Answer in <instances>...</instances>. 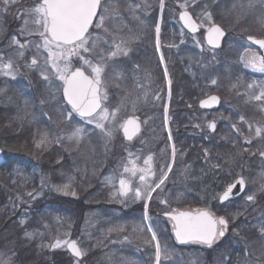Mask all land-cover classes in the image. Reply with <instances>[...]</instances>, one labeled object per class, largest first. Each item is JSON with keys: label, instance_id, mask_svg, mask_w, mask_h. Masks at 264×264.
I'll list each match as a JSON object with an SVG mask.
<instances>
[{"label": "rangeland", "instance_id": "obj_1", "mask_svg": "<svg viewBox=\"0 0 264 264\" xmlns=\"http://www.w3.org/2000/svg\"><path fill=\"white\" fill-rule=\"evenodd\" d=\"M37 2L38 0H16V2L9 4L7 11H4V5L2 2H0V19L4 30L7 29L10 35L11 33H16L13 36H15L20 41L25 40L21 37L22 35L19 37L17 36L21 33L19 27L13 32L10 31V28H15V26H20L21 28L23 11L26 8L34 6V4ZM187 2L188 0H164L165 6L163 9H161L160 0H150V3L153 4V8H151L153 9V20L151 27H154L153 29L151 28L150 31V44H148V46L145 48L132 50L128 57H120L119 60L123 61L122 64L118 62L110 70L107 76L109 83V98L105 103L106 106L109 107L110 111L117 107L120 108L116 116V119H118L116 122L117 130L113 132L111 140H106L100 133V130L94 128V125H88L83 120L75 116L74 117L77 119V121L74 122V127L67 134H69L77 126L84 127L86 129V133L79 143H76L75 141H68L65 138L66 135L64 136L63 133L61 134L60 130H58L57 126L54 124L51 125V128L38 125L39 127L34 133L36 137L34 136L28 140H23V144L25 143L28 146H35V149L33 147H31V149L30 147H26V150H31L30 155H32L33 160H25L28 165H34V168L32 170H26L22 168L17 169V171H11V173H0V190H3L0 193V203L7 200L8 196H10L11 198L9 197V200L12 210H15L14 208L17 210L19 208V204H24L25 210L21 216L24 215L23 218H25L29 216V213L26 211L33 201L32 198L27 195V193H36L37 198V196L41 194L40 191H42L46 196H44L42 199L43 205H40V208L36 206V208H39V210L36 213L34 211L33 215L27 218L28 222L24 223L22 220H18L16 221L17 224L26 226L31 221L35 220L29 225H35L38 228L45 229L49 245L55 243L57 239L61 241L74 239L81 247L77 238L69 237L71 235H75L80 236L81 239L84 238L87 240L85 247L88 252L92 250L94 245L101 247V240L99 239H97V242L92 243V247L88 244L89 223L87 222L88 212L85 206L86 170H92L96 176L103 166L108 167V177L112 176L114 179L117 178V172H119V169H121L119 168L121 162H123L121 165V167H123L125 164H128L129 160H132V156H134L135 153L134 144H136L135 141H133L136 136L130 141L123 139L119 125L122 124L123 120L127 116L137 115L139 116L142 124V133L139 138L145 141V145L142 148L144 151H141L140 153L144 156H148L149 154L152 156H157L158 153L161 154L164 160L162 168L165 167V171L166 165L169 163H172L173 166L178 167L181 163H184L183 160L186 155L185 148L188 143L185 145L183 140L187 139V137L190 138V135H185L186 132H190L191 134L193 129L196 131L199 128L200 132L202 133L201 139H206L209 141L208 148L204 147L203 142L200 144L202 147V151L200 153L201 168L198 170V172L200 178L202 177L203 186L200 190H185L188 198V206L193 204H198L199 206L204 205L203 207H209L211 213L215 216H221L214 211V204L215 201H217V193L220 192L226 184L238 176L243 175L246 179L244 193L239 198H237V201L235 200L234 208L230 210L226 206L225 210H223L225 213L224 216L229 219V224L233 226L234 229V232H228V234L232 237V244L234 246L233 250L228 256L227 251L222 249L219 255H217L219 257L221 256V263L215 254L210 255L212 258H214L212 263L210 262L209 257L204 255L205 253H195V259L194 261L192 260L191 264H194L195 262L197 264L198 258L202 259L201 264H223L225 257L231 261V264H235L233 261H237L236 251L241 253L239 254L241 258L240 261H247L248 259L252 258L255 259V264H264V237H262L259 233L260 225L257 226L256 224H251V226H247L249 221L254 222L255 220L262 221V224H264V193L257 192V198L255 202H246V196L256 192L260 183L264 182V178L261 177V173L264 172V158L259 156V151L264 150V146H259L258 143L256 144L254 142L255 127L257 126L258 122H262L263 120L261 115L254 114V112L251 110L252 107L246 102L247 97L243 95L246 90L244 91L241 87V90L238 91L240 95L237 93L234 95L224 90L219 92V90H222L220 88L224 86L231 88L233 83L227 85L224 82L223 86V82H218L217 78L214 76L212 79H216L217 84L212 85L211 79H209L204 85L205 87H203L202 96L199 99L212 93L217 94L220 97V107L218 110L209 113L205 117L206 121L204 122L203 120L195 119L196 122L193 123V127H188L189 125L181 122V124H179L180 127L189 128L188 131L186 130L184 133H182V135L186 137L184 139L181 138V135H179L178 138H175L176 134L173 133L174 130H172V124H170V121L167 127H165L163 123V108L165 105L168 106L170 96L167 80L164 77V69L165 67L167 68V65L165 58L164 63L160 62V56L161 54L164 56V50H168V47H171V43L174 42V38L169 37L173 36L170 33V29L168 28L169 30L167 32L166 28L172 26L176 22L175 20H177V13L180 10H183L182 5L187 4ZM129 3L131 4L132 2L129 1ZM156 4L157 9L155 11ZM110 5L115 7L116 13L118 14L123 11L119 0H101V8L98 10V16L100 14H104L102 11L103 8L109 7ZM116 13L107 16L104 24V27L109 29L110 32L116 31L118 27L134 26L132 24H125L126 26H122L117 18ZM163 21H165L168 26L166 28L164 27L165 29L160 33L161 48L160 51H157L155 47V25L157 23L162 25L161 23ZM215 22L219 24L218 20ZM208 26L209 24L200 27V34L195 36V39H198V42L202 41V33L205 29H207ZM224 30L226 33L224 46L227 47L229 43L234 42L235 44H238L237 47H240V50L237 52V62L240 65L242 71L252 76L260 75L261 77L259 80L255 78L252 80L250 79L249 83H252L254 80L258 82L264 79V73L253 72L249 68H244L243 63L240 60V56L244 54L245 48H254L250 44L244 46L243 40L248 36V34L242 38L240 37V34L236 30L235 20L233 22H229L227 30L225 28ZM91 31H93L94 34L97 32H99L101 35L103 34L102 30H95L93 28ZM176 34L177 33H175V37ZM141 35L142 34H140V36ZM10 37L12 38V36ZM149 42L146 41V43ZM9 47L19 51L18 46L12 44L11 40L9 42ZM255 50L259 52L257 49ZM223 51L224 50L220 48L219 53L216 55L220 56L222 54V57ZM3 57L5 62L7 59H9L8 56L3 55ZM156 57L159 61L156 60ZM204 57L207 58V61L210 64V55L206 53ZM21 59L22 57H15V59L12 61L15 65H18V63L21 62ZM30 61L31 59L25 62L22 60V63L24 62L23 65L26 67ZM136 65H139L138 69L135 67ZM73 66H80L76 58H73ZM21 72V69L18 67V70L15 72V78L20 77L22 75ZM117 73H120V75L117 76ZM168 73L170 75L169 70ZM0 75L12 78L11 76H5L3 74ZM25 75H27V73H25ZM135 76L137 77L136 79ZM55 80L60 83L59 94L60 98L62 99L60 92L62 82L57 79ZM131 83L134 84L133 87L131 86ZM117 84L119 87H116ZM138 84L143 86V90L137 87ZM126 85L128 88H130L132 93L128 90V88L124 89ZM218 87H220L218 92L212 91V89L217 90ZM122 89L127 90V93L122 95ZM144 91H147L148 93L147 98L140 100L136 105V110L133 111L132 101L135 100L138 95L143 96ZM258 91L259 90L257 89V92ZM122 97L124 102L123 105H121L122 100H120ZM157 97H159V99H157ZM159 113L162 114V118L161 120L159 119L155 122L154 118H156ZM140 115L145 116L142 118ZM240 115L245 116V121H240ZM46 119H48V117H46ZM214 119L216 121V128L213 132H208L207 123ZM145 120L147 123H144ZM64 121L72 122V119L69 120L67 118V113L64 117ZM203 123L205 124V127L203 126ZM233 123L237 125V127L240 129V132H237L236 129L232 128ZM249 123L252 124L251 129H249ZM196 125H200V127H196ZM175 127H177V125ZM169 129L172 132V141L167 139ZM45 131H47L53 142L48 144L46 147L38 148L36 146V141L39 139V135ZM241 133L243 135H241ZM57 137L60 138V143L55 142V138ZM245 137H248L252 140L250 145L245 143ZM173 143L175 144L177 150V155L174 162L172 160L171 147ZM0 149L2 150L1 144ZM205 149H207L209 153L207 157L204 155ZM245 149H248V151H245ZM26 150L25 152L27 153ZM145 151H148L149 153ZM130 153L131 155H129ZM256 156H259V159L257 160L258 164H255L257 169L253 166L254 158ZM217 164L221 165V167L215 168V165ZM260 169L262 170L259 173ZM170 174L174 175L172 174V171ZM124 175H126L125 177L127 178H131L132 180L134 179V177H129V174ZM159 175L160 172L155 174V176L152 177V180H157ZM69 176L73 177L72 187L77 193L76 196H72L70 194L64 195L63 193L57 192L54 189L55 185L67 183V178ZM135 177V180H137L139 178V174ZM42 180L44 181L43 185L41 183ZM53 180H55V182H53ZM164 186L165 184L161 187V189H157V191L153 193V198L149 202L152 200L158 202V195L162 194V192H164L163 190H166ZM104 189L102 188L101 190ZM112 191L115 193L114 190ZM113 199L115 200L117 198L114 197ZM136 202L137 200L134 201V203ZM175 202L178 203L179 201ZM130 203L131 201H129V204ZM143 203V201H139L140 209L137 215L140 219L143 218ZM41 206L43 207L41 208ZM150 209L151 203H149V216L152 218L153 214L150 212ZM7 218L8 214L6 213L0 215V219L2 220ZM143 226L144 224L140 222V227ZM14 229L17 228H5L1 230L2 232L0 231V246H6L13 235L19 236L21 234H25V230H21L16 233ZM11 230H13V232H11ZM139 233L140 235L143 234L140 231ZM80 242L82 241L80 240ZM49 245L48 250L58 258H61L60 250L62 247L51 248ZM112 245L115 246V243ZM63 247L64 250L67 251L66 247ZM113 251L107 249L105 252H103V255L101 254V258L99 259V263L118 264L116 253ZM249 256L252 257L248 258ZM144 258L146 264H149V255H146ZM87 259V262H90V264L98 263V261H96L97 263H93V259L91 260L90 257ZM251 262L252 264L254 263L253 261Z\"/></svg>", "mask_w": 264, "mask_h": 264}, {"label": "snow or ice", "instance_id": "obj_2", "mask_svg": "<svg viewBox=\"0 0 264 264\" xmlns=\"http://www.w3.org/2000/svg\"><path fill=\"white\" fill-rule=\"evenodd\" d=\"M0 2L4 5V11H7L9 4L16 2V0H0ZM164 6V0H160L161 9ZM100 8L101 0H38L34 6L26 8L22 13L24 27L21 29V35L37 36L39 38V42L34 45L36 55L32 56L30 63L26 66L29 68H39L40 74L45 81H48L50 78V69L51 75L62 82L63 98L67 101V104L71 105V111L67 113V118L71 120L73 113H75L86 124L94 125L95 129H99L106 140H111L113 132L117 130L115 121L120 108L117 107L110 111L109 107L106 106L105 102L109 98V83L106 77L108 71L115 66L114 61L116 58L128 57L131 54L132 49L129 47V44L132 38L120 34L119 31L110 32L109 29L105 28L104 24L107 16L116 13V9L111 5L104 7L102 10L104 14L98 16V9ZM182 8L184 10L180 11L179 20L192 33L197 32L205 23L210 22L206 29L207 44L213 49L219 48L221 39L226 33L223 26L212 19V14L205 12L204 19L197 22L187 10V4L182 5ZM229 15L235 17V26L237 27L251 22L259 31L264 32V0H246V2L245 0H233ZM94 20L97 22L94 23ZM29 25L34 26L36 31H29ZM93 28L95 30H102L103 34L101 35L99 32L94 34L93 31H90ZM160 33V24L157 23L155 25V47L157 51H160L161 48ZM247 40L250 44L258 45L260 49H264V36L248 35ZM11 42L18 46V57H23V50L33 43L30 40H25L21 43L15 36L11 38ZM41 50L47 53L42 63L38 60ZM73 58L77 59L80 66H73ZM240 60L244 68H249L253 72L264 73V54L257 52L254 48H245V52L240 56ZM160 62L164 63L163 54L160 56ZM18 67L11 58L5 62L3 54H0V74L11 76L15 79V72L18 70ZM135 67L138 69L139 65ZM119 75L120 73H117V76ZM164 77L167 80L170 96L172 79L166 67L164 69ZM211 84L216 85L217 80L211 79ZM241 86L246 89L243 94L247 97L246 102H259L260 110L264 112V79L258 82L254 80L252 83H244L242 85L238 77L236 82L231 85L234 90H238ZM116 87H119V85L117 84ZM137 87L143 90L142 85L138 84ZM257 89L259 90L258 92ZM0 92H3V90L0 89ZM237 94L240 95L238 91ZM147 95V91H144L143 96L138 95L132 101L133 111L136 110V105L139 101L146 99ZM41 103L43 104L44 101L41 100ZM123 103L122 100L121 105ZM219 103L220 97L212 95L206 100L201 101V107H212ZM25 105H27V101H25ZM163 113V123L167 127L169 124V109L167 105L164 106ZM239 119L240 121H245V116L240 115ZM144 123H147V121ZM196 127H200V125H196ZM207 127L214 131L216 128L215 119L209 122ZM119 128L123 130L124 137L130 141L141 131V122L138 117L131 115L119 125ZM232 128L240 132L235 123L232 124ZM251 128L252 124L249 123V129ZM85 133L86 129L84 127L77 126L69 134H66L65 138L68 141L79 143ZM241 135L243 134L241 133ZM255 136L264 139V122L257 123ZM167 139L169 141L173 139L170 129ZM244 139L245 143L249 145L252 143L250 138L245 137ZM52 142L53 140L47 131H45L39 135L36 146L38 148L46 147ZM55 142L60 143V138H55ZM171 147L172 160L174 162L177 150L174 143ZM245 151H248V149H245ZM208 154V150L205 149V157ZM259 156L264 158V150L259 151ZM137 159L139 158L137 157ZM152 162L153 156L151 154L144 159L142 167L137 166L135 160H129L128 164L123 166V173L119 179V188L113 194L115 198H121V203H126V199L130 195L133 200L143 201L144 221H151L148 201L153 198V193L157 189H161L168 178V172L172 171V164L169 163L166 165L167 171L161 168L157 180H151L150 178L155 176ZM220 167L221 165L219 164L215 165V168ZM124 174H129V177H135L139 174L140 186L133 188L132 179L125 178ZM261 177L264 178V172L261 173ZM67 179V183L55 185V191L64 195L70 194L76 196L77 193L72 187L73 177L69 176ZM107 181L110 182L111 177L107 178ZM41 183L43 185L44 181L42 180ZM237 185H239L240 191H244L246 179L243 175L239 176L234 183H229L218 198L221 201L229 200ZM257 192L264 193V182L260 183L256 192L246 196V202H255ZM27 195L35 199L37 194L29 192ZM162 202L167 203V201ZM165 215L174 221L173 231L177 241L180 243L194 242L206 245L209 248L225 236L230 222L225 216L217 217L209 211L202 209L178 212L169 211L165 212ZM123 227V225H117L115 228L109 229V231H122ZM145 230L151 234L150 239L146 240L145 243L153 244L154 242V262L155 264H161L162 258L167 259L169 257L170 249L167 244H161L152 223L149 222L137 229L141 233L145 232ZM259 233L264 237V224L260 225ZM34 235L36 233L25 232V236L28 238ZM124 239L128 240V237L125 236ZM63 246H67L77 258L85 255L84 250L78 245L77 241L67 242L57 239L55 243L49 245L51 248ZM15 255L14 252L8 256L0 252V264H15ZM121 264H138V261L131 258H122ZM223 264H231V261L225 257ZM247 264H252V262L248 261Z\"/></svg>", "mask_w": 264, "mask_h": 264}, {"label": "trees", "instance_id": "obj_3", "mask_svg": "<svg viewBox=\"0 0 264 264\" xmlns=\"http://www.w3.org/2000/svg\"><path fill=\"white\" fill-rule=\"evenodd\" d=\"M232 4L233 0H188L187 9L198 22L204 19L205 12H210L212 14V19L214 21L218 20L219 24L227 30L229 22H233L235 20L233 15H229ZM155 7L156 11L157 4ZM175 21L176 22L169 27H167L168 25L165 21H163L160 28L162 31L167 27V32L170 29V33L173 36L169 37L174 38V42L171 43V47H168V50H164V58L167 69L169 70L170 78L172 79L171 95L168 104L169 121L170 124H172V130H174L173 133L176 134L175 138H178L179 135H181V138L184 139L186 137L183 136L182 133L186 130L188 131L189 128L180 127L179 124H181V122L189 125L188 127H190V125L196 122L195 119H200L204 122L206 121L205 117L211 113V111L200 109L197 106V102L202 96L203 87H205L204 85L209 79H212L215 76L218 82H223L224 86V82L227 85L235 83L238 77L240 78L242 85L244 83H249L250 79L252 80L255 78L259 80L261 77L252 76L242 71L237 62V52L240 50V47H237L238 44L232 42L225 47L224 42L226 37H224L220 46V48L224 50L223 56L221 57L222 54L217 56L216 54L219 53L220 48L211 49L207 47L204 42H202L203 40L198 43V39H195V36L199 35L200 31L197 34L191 35L182 29L177 20ZM209 23L210 22H207L206 24ZM18 27L20 30L24 27L23 16L21 28L20 26H15V28H10V31L13 32L17 30ZM151 28L153 29L154 27ZM236 30L240 34L241 38L246 36V34L256 36L264 35V32L259 31L256 26L251 24V22L241 24L239 27L236 26ZM29 31L35 32L36 28L29 25ZM175 33H177L176 37ZM14 34L16 33H11L10 35L7 29L4 30L0 19V54L8 56L11 60L15 59V57L18 58V51L9 47V42L11 40L10 36L13 37ZM17 36H21V33ZM21 37L25 40L33 42L29 45V47L24 49V56L22 57L21 62L18 63V66L22 71V75L20 77H16L15 79L0 75V89L3 90V92H0V144L2 146L0 154V173H11V171H17V169L22 168L26 170H32L34 168V165H28L25 160L32 159V155H30L31 150H26V147H30V149L33 147L35 149V146H28L25 143L23 144V140H28L31 137H34V133L39 127L38 125L51 128V125L54 124L57 126L58 130H60V133H63L65 136L74 127V122L77 121L75 118L77 116L74 115V113L73 117H75L72 118V122L64 121L66 113L71 110L60 98V83L57 82L55 77L51 75V70L49 69V80L45 81L40 74L39 68H29L23 65L25 61L30 60L33 55H36L34 45L39 42V38L37 36L27 35H22ZM25 40H22L21 42H24ZM243 43L244 46L250 44L246 41V39L243 40ZM206 53L210 55L211 59L213 57L212 61L210 59V64L208 63L207 58L204 57ZM46 55L47 53L41 50L38 60L42 63ZM22 60L24 61L23 63ZM156 60L159 61L158 58ZM25 73H27V75H25ZM131 86L133 87L134 84L131 83ZM241 87L244 91L246 90L245 87ZM241 87H239L238 90H234L232 87L230 88L224 86L222 88L218 87L217 90L212 89V91L218 92L220 88L222 90H219V92L224 90L236 95L237 91L241 90ZM127 88L128 87L126 85L124 89ZM124 89L121 90L122 95L127 93V90ZM128 90L131 92L130 88H128ZM123 97L120 100H123ZM41 100L44 101L43 104L41 103ZM25 101H27V105H25ZM249 106L252 107L251 110L254 114L261 115L263 120L262 122H264V112L260 110L259 102H251L249 103ZM45 113L47 115H43ZM140 116L144 118L145 115ZM46 117H48V119H46ZM161 118L162 114L159 113L154 120L156 122V120H161ZM117 120L118 119H116L115 123ZM176 125L177 127H175ZM203 126L205 127L204 123ZM202 142L204 147L208 148L209 141L204 139ZM254 142L256 144L258 143L259 146H264V139L255 136ZM258 159L259 156L254 158V168H256L255 164H258ZM261 170L262 169L259 170V173ZM53 182H55V180H53ZM2 191L3 190H0V193ZM40 192L41 194L37 196V198L32 199L33 201L26 211L29 213V216L25 218H23L24 215L21 216L25 210L24 204L21 203L19 204V208L17 210L16 208H14L15 210H12V207H10V196H8L7 200L0 203V215L4 213L8 214L7 219H0V231L5 228L10 229L15 227L17 228L14 229L16 233L21 230H25V232L28 233H36V235L31 238L26 237L25 234H21L22 236L13 235V237L6 244V246L8 245L7 247L4 245L0 246V252H3L6 256L12 255L14 252L16 254L14 258L15 264H90V262H87L88 257H90L91 260L93 259V263L98 261V263H96L100 264V247L98 245H94L92 250L88 252L85 247L87 240L84 238L81 239L80 236L71 235L69 237L77 238L81 248L85 252V255L78 260L72 257L68 251H65L64 247H62L60 250L61 258H58L48 250L49 244L45 229L38 228L35 225H29L35 220L31 221L26 226H21L16 223L18 220H22L24 223L28 222L27 218L31 217L34 211L36 213L39 210L40 205H43L42 199L46 195L42 191ZM237 200L238 199H236V201ZM36 206L39 208H36ZM214 206V211L217 212V214H220L221 216L225 215L223 211L226 208L225 205L219 204L215 201ZM42 207L43 206H41V208ZM251 224H256L258 226L262 224V221H249L247 226H251ZM11 232H13V230H11ZM80 240L82 242H80ZM236 253L237 261H233L235 264H247L248 261H255V259L250 258L252 256H249L248 258L250 259L247 261H240L241 258L239 254L241 253H239V251H236ZM209 260L212 262L214 258L210 256ZM201 261L202 259L198 258L197 264H201ZM253 264H255V262Z\"/></svg>", "mask_w": 264, "mask_h": 264}, {"label": "flooded vegetation", "instance_id": "obj_4", "mask_svg": "<svg viewBox=\"0 0 264 264\" xmlns=\"http://www.w3.org/2000/svg\"><path fill=\"white\" fill-rule=\"evenodd\" d=\"M129 1L132 3L130 4ZM145 1L146 0H119V3L123 8V11L117 14L120 24L122 26H126L125 24H132L134 26L118 27L117 30L120 32V34L132 38L131 43L129 44V47L132 50H139L150 44V31L153 20V9L151 8H153V4L150 3V0H147L146 2ZM140 34H142V38ZM146 41L149 43H146ZM119 58L115 59L114 65H116L118 62L122 64L123 61L119 60ZM110 70L108 71V74ZM136 78L137 77L135 76V79ZM137 117L139 118V116ZM193 125L194 124L190 126L193 127ZM141 133L142 124L141 131L133 139L136 144H134L135 153L134 156H132V160H135L137 166L140 167L143 166V161L147 158L146 155L144 156L140 153L141 151H144L142 148L145 145V141L139 138ZM186 134L190 135L191 139L188 138L183 140L185 145L188 143L185 148L186 155L183 160L184 163H181L179 167L173 166L171 163L172 174L174 175H171V172H168V179L164 186L166 190H163L164 192L158 195V202L154 200L151 202L148 201V203H151L150 212L153 214L151 221L145 222L143 218H139L137 215L140 209L139 201L134 203L135 200L131 198V195L126 199V203H121V198H117L115 200L113 199L114 193L112 190L116 192L119 188V179L123 173V167H121L123 162L120 164L119 168L121 169H119V172L116 171L118 175L117 178L114 179L112 176H109L111 177L110 182L107 181V178H109L107 172L108 167L103 166L96 175L97 177L95 176V173L92 172V170H86L85 206L88 212L87 222L89 223L88 244L91 247L92 243L97 242V239H99L101 240V254L103 255V252H105L107 249L112 251L114 249L113 252L116 253L118 264H121L122 258H131L138 261V264H146L144 258L146 255H149V264H155L153 246L154 242L153 244L145 243L146 240L150 239L151 234L145 231L142 235H140L139 231H137V229L140 227V222H142L144 225L150 222L157 231L161 244H167L168 248L170 249L169 257L167 259L162 258L161 264H191L192 260L194 261L195 259V253L200 252L201 254L205 253L204 255L208 256L209 258L210 255L215 254L221 263V256L219 257L217 255H219L222 249L227 251L229 256L234 247L232 244V237L228 234V232H234L233 226L230 224L228 225V230L225 236L215 243L211 248H209L206 245L194 242H178L173 235L174 221L165 215V212L169 211H194L196 209L207 210L211 213L210 208H205L203 207L204 205L199 206L198 204H193L188 206V198L185 190H200L203 186L202 177L200 178L198 172V170L201 168L200 153L202 151V147L200 144L202 143V133L198 128L196 131L193 129L191 134L190 132H186L185 135ZM145 152L149 153L148 151ZM137 157L139 159H137ZM163 164L164 160L161 154L158 153L157 156L153 155L152 166L155 174L160 172ZM135 179L136 177H134L132 180L133 188L140 186L139 178L137 180ZM150 179L152 180V177ZM102 188L105 189L101 190ZM220 192L217 193V199ZM235 200L236 199L227 201L223 203V205L227 206L231 210L234 208ZM129 201H131L130 204ZM162 201H167V203H163ZM175 201L179 202L177 203ZM117 225H123V230L109 231V229H113ZM125 236L128 237V240L124 239ZM114 243L115 246L112 245ZM194 264H196V262Z\"/></svg>", "mask_w": 264, "mask_h": 264}, {"label": "water", "instance_id": "obj_5", "mask_svg": "<svg viewBox=\"0 0 264 264\" xmlns=\"http://www.w3.org/2000/svg\"><path fill=\"white\" fill-rule=\"evenodd\" d=\"M183 10H184V9H183ZM180 11H182V10H180ZM180 11H179L178 14H177V18H178V21H179L180 25L182 26V28H183L184 30H186L189 34H195V33H197L199 29L197 30V32L192 33V32L190 31V29H188L187 27H185V26L183 25V22L179 20V13H180ZM223 38H224V37H223ZM223 38H222V39H223ZM222 39H221V41H222ZM246 40H247V37H246ZM203 41H204L205 45H207L208 47H210V46L207 44V41H206V30L203 32ZM247 41H248V40H247ZM248 42H249V41H248ZM220 45H221V42H220ZM254 46H256V47L258 48V50H259V52H260L261 54H264V49H260L258 45H254ZM60 92H61V97H62L63 102H64V103H65V104L71 109V105L67 104V101L63 98V95H62V86H61V90H60ZM212 95H216V96H218L217 94L212 93V94H209L208 96H205V97L201 98V99L198 101V103H197L198 107H199L200 109H204V110H215V109H217V108L219 107V104L214 105V106H212V107H201V101H202V100H206L209 96H212ZM218 97H219V96H218ZM74 114H75V113H74ZM75 115H76V114H75ZM76 116H77V115H76ZM129 116H131V115H129ZM129 116H127V117L123 120V122H124ZM78 117H79V116H78ZM123 122H122V123H123ZM210 122H211V121H210ZM208 130H209L210 132H213V130H211V129H209V128H208ZM120 132H121V134H122L123 139L127 140V139L124 137L123 130H122L121 128H120ZM134 137H135V136H134ZM134 137H133V138H134ZM0 153H1V149H0ZM238 178H239V176L236 177V178H234V179H233L232 181H230L229 183H234ZM229 183H228V184H229ZM228 184L225 185V187L223 188V190L221 191L220 194H222V193L224 192V190H225V188H226V186H227ZM243 192H244V191H240V187H239V185H237L236 189L233 190V195L230 197L229 200L239 197ZM220 194H219V195H220ZM226 201H228V200H226ZM226 201H221V200L218 198V202H219V203H224V202H226ZM173 235H174V237H175V233H174V231H173ZM175 239H176V238H175ZM71 241H76V240H74V239H69L67 242H71ZM178 242H179V241H178ZM65 247H66V250L68 251V253H69L72 257H74V258H76V259H78V260H80V259L82 258V256L79 257V258L75 257L74 254L72 253V251H71L67 246H65Z\"/></svg>", "mask_w": 264, "mask_h": 264}]
</instances>
